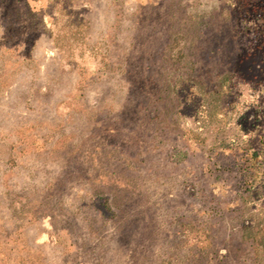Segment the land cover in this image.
I'll return each mask as SVG.
<instances>
[{
	"label": "rangeland",
	"instance_id": "374dc122",
	"mask_svg": "<svg viewBox=\"0 0 264 264\" xmlns=\"http://www.w3.org/2000/svg\"><path fill=\"white\" fill-rule=\"evenodd\" d=\"M0 264H264V0H0Z\"/></svg>",
	"mask_w": 264,
	"mask_h": 264
}]
</instances>
